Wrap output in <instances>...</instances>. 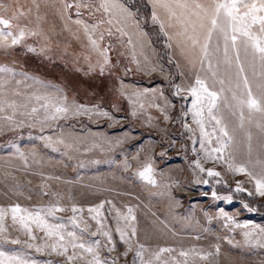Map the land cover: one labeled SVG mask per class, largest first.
<instances>
[{
  "label": "rangeland",
  "instance_id": "1",
  "mask_svg": "<svg viewBox=\"0 0 264 264\" xmlns=\"http://www.w3.org/2000/svg\"><path fill=\"white\" fill-rule=\"evenodd\" d=\"M145 1L152 16L149 0ZM6 2L18 3L25 10L31 8L32 13L28 17L31 24L28 26L35 30L39 25L40 35L26 37L20 45L7 50L0 49V66L13 69L17 74L15 79L22 81L20 91L25 94L33 91L42 94L45 90L53 92L55 88H60L68 103L75 101L88 107L99 105L115 121L95 115L91 118L88 115L69 116L68 119L49 121L50 126L41 130L35 118L20 115L24 109H20L14 117L17 123L24 121L21 126L0 121V208L19 204L21 208L34 210L46 208L59 200L60 205L68 209L56 213L57 217L62 218L59 222L67 225V230H72L68 218L72 216L71 207L75 204L83 209L77 218L82 217L83 221L91 225L90 231L85 232L83 238L100 241V257L107 264L113 261L116 264H141V257L136 256L140 245L143 246L142 259L152 260L153 264H175L173 257L183 261L179 252L189 249L213 255L207 260L190 255L188 264H264V246L248 242L244 236V232L250 231L252 225L264 228V197L256 195L255 184L246 175L229 171L223 161L204 159L199 129L192 122L191 113L182 115L191 106L192 98L189 96L185 100L187 93L179 97L174 95V85L187 86L194 83L199 65L196 69L192 68L175 41H169L161 33L159 25L153 24L150 18L149 24L159 28L158 42L163 48L159 51L144 27L145 19L139 17L124 0H120L135 14L134 21L139 24V29L129 27L133 41L129 45L128 37H123L121 43L115 29L114 35L109 36L105 31L109 25H100L95 37L98 39L100 33H104V39L99 43L101 47L108 48L107 56L110 60L101 75L98 66L94 70L90 66L97 65L98 59L102 62V58L91 48L82 27L73 23L81 19L91 25L105 19L102 11H95L99 0H90L93 9L81 8L79 16L76 15L75 7L69 9L63 14L64 18H61L63 8L60 0H38V13L32 0ZM66 2L73 3V0ZM58 8L60 12H57ZM37 14L42 17L39 21L36 19ZM21 22L27 23V20L22 19ZM141 35L146 39L147 46ZM28 45L35 51L29 52ZM133 50L143 70L138 71L132 61ZM152 68L156 70L152 71ZM20 74L53 87L45 89L33 79L26 80ZM248 75L251 78V71H248ZM121 82L129 90L157 89L155 104L159 108L148 107L132 117L128 100L117 91ZM13 99L20 102L23 97ZM161 108L166 110L170 119H164L165 113L160 111ZM38 115L42 119L43 111ZM185 123L195 131H188L184 127ZM29 124L36 126L29 127ZM251 130V155L248 142L242 135L230 150L234 151L238 163H244L250 170L259 172L257 161H264V146L260 143L259 131L255 127ZM41 136H51L53 140L63 138L72 147L65 148L63 144H56L54 147L57 150H53V147L46 146L39 139ZM117 140L122 142L117 144ZM205 147H208L207 143ZM20 152L24 153L26 160L21 158ZM137 155L139 159H133ZM146 157H151L155 168L156 185H149L136 175ZM197 159L204 168H213L221 175L209 177L207 172H200L194 163ZM125 160L129 164L127 168L124 167ZM205 180L208 183H204ZM238 181L242 182L240 187L244 191L236 190ZM42 185L47 187L42 189ZM44 191L49 192V195H44ZM213 192L219 199L213 197ZM102 201L105 204L101 209V219L106 221L104 230L111 231L115 250H111L112 245L108 244L106 237L90 234L98 226L91 219L88 208ZM127 206L134 208L136 216V236L131 237L130 243L120 239L114 219L115 209L126 212ZM221 210L234 223H229L221 215ZM5 224L8 227L6 235L12 239L28 240L20 225H12L10 214L5 218ZM119 226L123 228L124 222H120ZM32 227L38 239L29 243L43 244L44 240L39 239L43 233L36 230L34 225ZM76 231L79 232V229ZM126 231L130 237L131 229ZM0 245L4 250L22 251L30 260L37 261V264H68L66 257L57 255L49 248L37 252L35 248L4 243L2 240ZM215 245H219L218 254ZM129 248L131 250L127 255H122ZM161 248L175 251L162 253L161 260L157 261L153 253ZM72 251V248L68 249L69 254ZM77 264L82 262L77 261Z\"/></svg>",
  "mask_w": 264,
  "mask_h": 264
},
{
  "label": "snow or ice",
  "instance_id": "2",
  "mask_svg": "<svg viewBox=\"0 0 264 264\" xmlns=\"http://www.w3.org/2000/svg\"><path fill=\"white\" fill-rule=\"evenodd\" d=\"M60 3L63 8L61 18H64L63 14L73 7L77 10V16L80 15L81 8L91 10L94 7L90 0H73V3L60 0ZM32 4L38 13V0H32ZM149 4L152 7V23L159 25L161 33L169 41H175L177 48L192 68L196 69L199 65L194 83L187 86L174 85V95L179 97L182 93H187L184 99L187 100L189 96L192 98L191 106L182 115L187 116L191 113L192 122L200 132V147L203 150L204 159L215 162L223 161L229 171L246 175L250 181L254 182L256 195L264 197V161H257L260 165V171L254 172L244 163H238L234 151L230 150L233 145L238 143L237 138L242 135L248 142V151L251 155L252 127L259 131L260 143L264 146V0H149ZM60 11L61 9L58 8L57 12ZM95 11H102L105 19L91 25L81 19H76L73 23L82 27L91 48L102 58V62L101 59H98L97 65L90 66V68L94 70L98 66L100 74L103 75L106 67L110 64V60L107 56L108 48L101 47L99 43V41H103L104 33L101 32L98 39L95 37L100 25L107 23L109 27L105 31L109 36L114 35L113 29H115V32L119 33L121 43H123V37H128L127 43L132 45L133 41L128 29L130 26L139 29V24L134 21L135 14L125 7L120 0H99L98 6H95ZM31 13V8L25 10L18 3L0 0V49L7 50L20 45L26 37L40 35L38 24L35 30L28 26L31 24V20H28ZM22 19L27 20V23H22ZM36 19L39 21L42 17L37 14ZM168 29L175 31L169 32ZM167 46L171 47V44ZM27 50L29 52L35 51L31 45L27 46ZM132 61L137 65L138 71L143 70L140 67V61L136 59L134 50ZM177 67L180 65L177 64ZM151 70L155 71L156 69L152 68ZM125 71H130V69H125ZM248 71H251V78H249ZM16 75L13 69L0 66V121H6L9 125L15 124L17 127L23 125V120L18 123L14 120L20 109H24L20 115L27 116L29 119L35 118L36 123L41 126V130L50 126L49 121H56L61 118L68 119L69 116L88 115L91 118L95 115L115 121V118L108 111L100 108L99 105L88 107L77 104L75 101L68 103L67 97L62 94L60 88H55L53 92L45 90L42 94H37V91L25 94L19 89L22 81L16 80ZM20 75H24L26 80L33 79L35 83L40 84L45 89L53 87L44 85L42 81L35 80V78L27 77L26 74ZM13 83L15 87H13ZM117 91L128 100L132 117H136L138 113L148 107L159 108V105L155 104L157 89L129 90L128 86L121 82ZM13 97H23V100L18 102ZM33 101H35L34 104ZM29 107L30 111L28 110ZM113 107L116 106L113 105ZM41 110L44 113L42 119L38 115ZM160 111L165 113V120L170 119L164 108H161ZM9 112L10 115L7 114ZM34 126L36 124H29V127ZM184 127L190 132L195 131L187 123ZM39 139L43 140L46 146L53 147V150H57L54 147L56 144H63L65 148L72 147V144L67 143L63 138L53 140L51 136H41ZM213 140L215 145H213ZM121 142V140L116 141L117 144ZM206 143L208 147H205ZM17 151L19 152V149ZM193 151L196 150L193 149ZM20 156L22 159H27L23 152H20ZM133 159H139V156L137 155ZM194 163L200 172H207L209 177L221 175L213 168H204L199 159ZM124 167H129L127 160L124 161ZM136 175L141 181L149 185H156L155 168L151 157L145 158V161L137 169ZM203 182L208 183L207 180ZM241 183L240 181L237 182V191H244L240 187ZM41 187L43 189L47 186L42 185ZM43 194L49 195V192L44 191ZM251 194L250 192L249 195ZM52 195L55 196L56 194L52 193ZM213 197L219 199L215 192H213ZM107 203H111V201ZM104 204L105 202L102 201L100 204L88 208L91 219L98 226L96 231H92L90 234L91 236L106 237L108 244L112 245L111 250H115L111 231L104 230L106 221L101 219L103 216L101 209L104 208ZM245 207L247 208L248 205L245 204ZM249 210L254 211V209ZM66 211L68 209L62 207L59 200L46 208L34 210L21 208L19 204L9 208H0V240L4 243L22 244L27 248H35L37 252L49 248L57 255L66 257L68 264H77V261L82 262V264H107L100 257V241L83 238V234L90 231L91 228V225L83 221L82 217L77 218L83 209L78 208L75 204L72 205V216L68 218L72 230H67V225L59 222L62 218L56 215V213ZM115 212L116 231L122 241L130 243L131 237L136 236L134 208L127 206L126 212H121L119 209H115ZM93 213L94 215H91ZM9 214L12 225H20L28 236V240L12 239L10 235L5 234L8 232L5 218ZM221 215L229 223H234V220L228 217L223 210H221ZM82 222L83 227H81ZM120 222H124L123 228L119 226ZM33 225L36 230L43 233V236L39 237V239L44 240L41 245L29 243V241L38 239L34 233ZM236 226L248 227V225ZM76 229H79V232ZM126 229H131L130 237ZM244 236L246 241L264 246V228L252 225L250 231L244 232ZM69 248L73 249L71 254L68 253ZM215 248L218 254L219 245H215ZM142 249L143 246L140 245L136 252V256L141 257V264H153L152 260L144 261L142 259ZM130 250V248L127 249L122 255L126 256ZM173 251L175 250L171 248H161L158 252L153 253V256L155 260L160 261L162 253ZM190 255L207 260L213 254L197 252L195 249L181 250L179 256L183 257L184 260L178 261L174 257L173 260L175 264H188ZM0 264H37V261L30 260L22 251L4 250L0 245ZM112 264H116V262L113 261ZM162 264H166V262H162Z\"/></svg>",
  "mask_w": 264,
  "mask_h": 264
},
{
  "label": "trees",
  "instance_id": "3",
  "mask_svg": "<svg viewBox=\"0 0 264 264\" xmlns=\"http://www.w3.org/2000/svg\"><path fill=\"white\" fill-rule=\"evenodd\" d=\"M130 8L139 16L145 19L144 27L146 31L151 35L152 41L159 51H162V45H159L158 42V31L159 28L151 26L149 24V19L151 18L150 10L148 3L145 0H124ZM172 67V66H171ZM173 68V67H172Z\"/></svg>",
  "mask_w": 264,
  "mask_h": 264
},
{
  "label": "crops",
  "instance_id": "4",
  "mask_svg": "<svg viewBox=\"0 0 264 264\" xmlns=\"http://www.w3.org/2000/svg\"><path fill=\"white\" fill-rule=\"evenodd\" d=\"M141 36H142V35H141ZM131 37H132V36H131ZM142 38H143V36H142ZM142 38H141V39H142ZM143 39H144L145 45L147 46L146 39H145V38H143Z\"/></svg>",
  "mask_w": 264,
  "mask_h": 264
}]
</instances>
